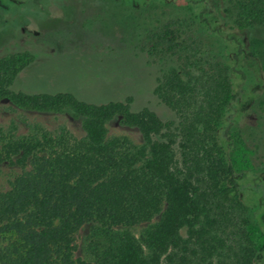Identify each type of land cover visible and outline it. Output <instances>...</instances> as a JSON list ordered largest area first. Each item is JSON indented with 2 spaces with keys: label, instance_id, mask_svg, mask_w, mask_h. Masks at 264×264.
I'll list each match as a JSON object with an SVG mask.
<instances>
[{
  "label": "trees",
  "instance_id": "obj_1",
  "mask_svg": "<svg viewBox=\"0 0 264 264\" xmlns=\"http://www.w3.org/2000/svg\"><path fill=\"white\" fill-rule=\"evenodd\" d=\"M188 1L201 24L220 32L205 0ZM235 23L238 32L264 27V0H242ZM145 38L147 53L167 66L152 93L174 118L134 109L131 94L90 99L11 88L22 57L0 59V98L39 111L69 109L84 131L0 128V162L21 170L0 191V264H264V237L255 247L245 203L264 202V181L237 174L227 154L246 76L241 38H229L235 50L224 65L179 19ZM116 116L139 130L142 144L107 135ZM158 214L139 241L130 228ZM259 219L264 224V213ZM85 223L93 224L85 240L91 261L74 256Z\"/></svg>",
  "mask_w": 264,
  "mask_h": 264
},
{
  "label": "rangeland",
  "instance_id": "obj_2",
  "mask_svg": "<svg viewBox=\"0 0 264 264\" xmlns=\"http://www.w3.org/2000/svg\"><path fill=\"white\" fill-rule=\"evenodd\" d=\"M205 1L212 26L220 32L201 24L188 0H93L92 7H62L63 13L49 7L52 15L60 16L59 20L43 21L41 27L32 23L26 34L18 28H10L9 32L1 29L0 59L11 54L22 57L11 88L73 91L90 99H120L131 94L134 109L149 106L167 120L174 118V113L152 93L156 79L167 66L147 53L144 46L148 32L168 20L179 19L222 65L235 50L229 39L235 34L241 38L245 51L240 67L245 69L246 76L240 81L242 94L227 154L237 174L261 178L264 177V27L236 30L242 0ZM34 126L52 133L64 128L76 137L84 136L82 118L69 109L39 111L17 106L7 97L0 98V128L4 132L23 135ZM106 128L109 137L123 135L135 144L143 143L139 130L122 125L117 116L106 123ZM20 172L17 165L0 162V191L9 189ZM247 181L251 189V177ZM247 193L244 192V199ZM261 202L245 199L250 238L255 247L261 245L264 237V224L259 219L264 213ZM159 217L158 214L150 221L138 223L130 231L140 241L142 232ZM92 225L85 223L74 236V256L87 261L91 258L85 240Z\"/></svg>",
  "mask_w": 264,
  "mask_h": 264
},
{
  "label": "flooded vegetation",
  "instance_id": "obj_3",
  "mask_svg": "<svg viewBox=\"0 0 264 264\" xmlns=\"http://www.w3.org/2000/svg\"><path fill=\"white\" fill-rule=\"evenodd\" d=\"M92 1L93 0H0V38L2 36V28L7 29V31L10 30V28H18L19 31L26 34L27 28L31 27L32 23L41 27L43 21L59 20L60 16L52 15L48 10L49 7H56L63 13L62 7H92ZM80 12H82V9ZM261 180L264 181V177H262ZM251 185L253 186V184Z\"/></svg>",
  "mask_w": 264,
  "mask_h": 264
}]
</instances>
